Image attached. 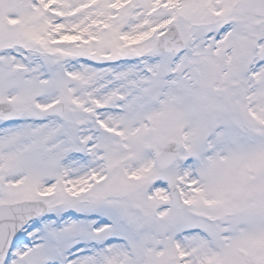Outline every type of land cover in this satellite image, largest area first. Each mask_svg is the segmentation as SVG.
<instances>
[{
  "label": "snow or ice",
  "instance_id": "snow-or-ice-1",
  "mask_svg": "<svg viewBox=\"0 0 264 264\" xmlns=\"http://www.w3.org/2000/svg\"><path fill=\"white\" fill-rule=\"evenodd\" d=\"M0 264H264V0H0Z\"/></svg>",
  "mask_w": 264,
  "mask_h": 264
}]
</instances>
